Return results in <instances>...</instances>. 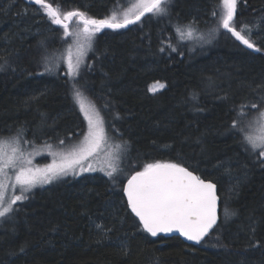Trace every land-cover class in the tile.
Segmentation results:
<instances>
[{
    "label": "trees",
    "instance_id": "1",
    "mask_svg": "<svg viewBox=\"0 0 264 264\" xmlns=\"http://www.w3.org/2000/svg\"><path fill=\"white\" fill-rule=\"evenodd\" d=\"M52 2L104 19L132 0ZM217 3L171 0L167 16L149 14L130 27L104 29L84 61L91 67L83 65L78 77L109 136L118 134L127 145L129 176L146 163L179 161L216 185L220 218L210 236L198 246L151 237L137 229L139 221L118 190L127 179L114 186L107 176L91 173L39 188L18 203V211L0 221V264H264V165L244 151L239 128L232 131L234 121L245 125L256 117L251 103L264 95L258 87L264 85V30L253 36L258 53L222 29L206 47L176 31L177 24L195 20L207 42L216 26L212 11H222ZM25 7L23 0H0V138L21 129L25 145H70L84 130L72 86L62 65L37 74L43 72L42 56L64 51L62 29L49 31L57 26L35 14L38 6L26 14ZM261 17L264 0H238V26ZM157 82L163 89L149 92ZM242 104L247 120L238 115ZM225 205L235 215L225 219ZM96 224L114 230L105 238Z\"/></svg>",
    "mask_w": 264,
    "mask_h": 264
},
{
    "label": "snow or ice",
    "instance_id": "2",
    "mask_svg": "<svg viewBox=\"0 0 264 264\" xmlns=\"http://www.w3.org/2000/svg\"><path fill=\"white\" fill-rule=\"evenodd\" d=\"M171 0H134L130 7L121 14L115 11L104 19L89 16L80 9L62 10V5L54 4L52 0H25V14L29 7L33 5V11L41 18H47L50 25L57 26L49 31L56 32L62 29V38L73 37V43L69 44L66 53L60 52L59 56H42L43 72L38 75L51 74L54 70L59 71L61 64L66 63L64 75L68 77V82L72 86L73 99L79 106L84 120L87 122V131L82 141L74 145L68 151L51 152L52 163L44 167L34 166L31 157L34 153H26L21 147L22 130L17 129L15 137L4 140L0 139V220L7 221L11 214L18 211V203L27 200L33 188L51 184L56 180L63 179L69 175L77 177L86 172L100 170L117 184V173H122L118 165L109 163L107 169L93 163L104 151L110 137L106 131L105 120L96 107L85 102V98L80 90L78 77L80 76L84 57L93 48L97 34L104 29H124L129 25L141 22L146 14L162 17L167 16L168 4ZM238 0H218L217 7L222 8L219 13L214 8L212 16L216 18V26L213 27L207 36V42L220 35V29L224 33H229L235 41L247 49L260 52L253 36L264 30V17L257 22L237 25ZM195 20L188 24H177L176 31L181 37L193 38L197 33ZM197 39L204 40L203 34L196 36ZM46 49L44 41L40 42ZM59 51V50H57ZM161 52L164 48L160 49ZM172 51H177L175 47ZM4 70V65H0V71ZM14 70V69H13ZM165 85L157 82L149 88V92L155 93ZM258 87H264L260 85ZM36 99V97H33ZM264 103V95L259 101L251 103L252 109H257L256 118L248 120L245 125L240 121H234L232 131L239 128L242 134L240 143L244 151L255 158L257 162L264 165V110L261 104ZM247 105L242 104L240 108L244 111L238 114L240 120H247L249 113L245 110ZM27 142V141H25ZM64 141H61L63 144ZM49 149L51 145H46ZM118 151L116 160L121 159L124 145L116 146ZM122 185L118 190L123 192L126 198L127 209L139 221L137 229L147 233L151 237H158L160 234L168 236L178 234L186 241L194 244H201L205 238L210 236L212 231L218 226V196L216 185L211 181H205L200 175L194 174L188 167L179 161L177 162H151L146 163L142 170H137L131 174L126 183L120 181ZM19 189V194L16 189ZM9 191L12 195H9ZM123 202V201H122ZM235 215L227 205L224 206V217L229 218ZM97 230L102 232L107 238V233L113 228H105L101 224L95 225ZM254 232L255 229H252ZM123 251L127 253V248L120 242ZM259 246V242L251 245ZM23 251V249H21Z\"/></svg>",
    "mask_w": 264,
    "mask_h": 264
},
{
    "label": "rangeland",
    "instance_id": "3",
    "mask_svg": "<svg viewBox=\"0 0 264 264\" xmlns=\"http://www.w3.org/2000/svg\"><path fill=\"white\" fill-rule=\"evenodd\" d=\"M132 2H134V0H132ZM128 7H130V5ZM128 7H126L125 10ZM123 11H120L118 14H121ZM62 32H63V30H62ZM200 33L201 32H198L197 31V34L192 39L195 42H197L198 44H204L205 47L208 46L209 45V42H205L204 40H200V39H197L196 38V36L201 35ZM183 38H187V37L184 36ZM66 40H67V42L65 43V49L63 51L65 55H67L66 49H67L68 45L73 43V37H68V38H66ZM91 51H92V49L90 51H88L87 55L84 57V61H85L86 57L91 53ZM61 65H62V74L64 75V72L66 71V63H62ZM65 77L68 79L67 76H65ZM155 84H157V83H155ZM155 84H152L150 87H152ZM162 89L163 88L159 89L158 91H160ZM158 91H156V92H158ZM72 96H73V92H72ZM83 96L85 98V102L86 103H90V104H92V105H94L96 107V105L88 97H86L84 94H83ZM73 102H74V105H75L76 109L81 114V117H82L83 122H84V128H83L84 130H83V133H82L81 137L76 142H72L70 145H65V146L60 145L57 148H54L51 145V148L50 149L46 145L45 146H41V147H32L29 144H26L25 145L24 142L21 141V147L25 150L26 153H34V155L31 157L32 163H33L34 166L44 167L46 164L52 163L53 157L49 154L50 151L51 152L68 151L74 145H78L82 141L83 136H84V134L87 131V122L84 120L83 114L80 112L79 106L75 103L74 99H73ZM96 109H97V107H96ZM262 110H264V106H263ZM255 118L256 117H254L253 119H255ZM253 119H250V120H253ZM106 131H107V129H106ZM107 134L109 136V132L108 131H107ZM114 135H116L117 137H115V136H113V137L109 136L110 139L108 141L107 146L105 147L104 151L99 155V157L97 159L93 160V163L95 165H97L98 169H99L100 166H104L107 169V165L109 163H112L114 165H118V167L123 170L122 173H120V172L117 173L118 181L119 180H122V179L125 180V179H127L129 177L128 167H127V165H124V160H125V157H126L125 156V152L127 150V145L125 144V142L119 141L118 134H114ZM0 139L8 140V139H11V137H9V138H0ZM117 145H124L125 146L124 151L121 153V159L120 160H116L115 159V155H116V153L118 151V149L116 147ZM141 168H143V166ZM91 173H98V174H101V175L106 176L104 174V172H102L100 170H97L95 172H86V173H83L82 175L77 176V177H73V176L69 175L67 177H64L63 179L56 180V181H54L51 184H46V185H43V186H37V187L33 188V190L30 193H27V195L29 196L33 191H35V190H37L39 188H43V187H46V186L55 184V183H57L59 181H63V180H66V179H75V178L81 177V176H83L85 174H91ZM131 173L132 172H130V175H131ZM8 194L9 195H12V192L9 191ZM15 194H19V189L18 188L16 189V193Z\"/></svg>",
    "mask_w": 264,
    "mask_h": 264
},
{
    "label": "water",
    "instance_id": "4",
    "mask_svg": "<svg viewBox=\"0 0 264 264\" xmlns=\"http://www.w3.org/2000/svg\"><path fill=\"white\" fill-rule=\"evenodd\" d=\"M24 2H25V0H23ZM147 15H149V14H146L145 16H147ZM144 18V17H143ZM142 18V19H143ZM138 23V22H137ZM134 25V24H133ZM130 26H132V25H129L128 27H130ZM111 30V29H110ZM223 30V29H222ZM238 42V41H237ZM239 43V42H238ZM242 47H244L243 45H241ZM245 48V47H244ZM246 50H248V51H252L251 49H247V48H245ZM252 52H254V51H252ZM254 53H258V52H254ZM195 174V173H194ZM127 181V180H126ZM126 181H125V183H126ZM206 181V180H205ZM218 196V195H217ZM219 218H220V206H219V201H218V222H219ZM161 236H164V237H168V238H170V237H178L182 242H184L185 244H187V245H192V246H198L197 244H194L193 242H190V241H186V240H184L182 237H179L178 236V234H175V233H173V234H170V235H168V236H165L164 234H160ZM206 239V238H205Z\"/></svg>",
    "mask_w": 264,
    "mask_h": 264
}]
</instances>
